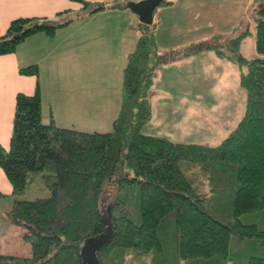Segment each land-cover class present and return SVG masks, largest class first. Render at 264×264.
I'll list each match as a JSON object with an SVG mask.
<instances>
[{"label": "trees", "instance_id": "16d2710c", "mask_svg": "<svg viewBox=\"0 0 264 264\" xmlns=\"http://www.w3.org/2000/svg\"><path fill=\"white\" fill-rule=\"evenodd\" d=\"M80 1L82 11L91 13L132 0ZM247 14L236 33L170 48L157 44L153 23L138 21L140 33L122 69L120 107L108 131L43 122L38 80L32 93H16L0 167L14 194L37 172L50 193L13 198L6 215L25 228L30 253L0 252V264H88L81 248L102 233L106 239L92 247L98 264H264V0H251ZM64 23L14 18L0 35V54ZM252 29L255 54L246 57L240 41ZM207 48L240 67L245 100L236 124L214 145L143 133L151 118V58L166 63ZM19 70L38 74L36 64Z\"/></svg>", "mask_w": 264, "mask_h": 264}, {"label": "crops", "instance_id": "0c3cea01", "mask_svg": "<svg viewBox=\"0 0 264 264\" xmlns=\"http://www.w3.org/2000/svg\"><path fill=\"white\" fill-rule=\"evenodd\" d=\"M102 1L107 5L108 0ZM167 1L158 5L152 16L155 40L161 48L227 33L238 26L251 3V0ZM17 17H47L67 23L57 27L53 34L32 33L14 51L0 54V145L9 146L16 93H32L37 80L43 122L52 119L59 126L84 131L110 130L121 102L122 69L140 33L136 28L137 14L128 7L107 6L87 13L82 11L80 0H0V35ZM249 36L255 49L253 29ZM209 49L166 63H155L151 58V63L153 69L160 70L164 82L171 78L173 66L186 68V73L178 69L175 78H171L175 88L184 74L196 72L198 76L199 62L207 61H211L210 67L204 71L201 68L205 77L223 70L224 65L237 73L239 84V65ZM31 64L37 65V76L20 72V67ZM184 87L193 86L184 84ZM238 116L240 113L239 119ZM13 196L12 185L0 167V199ZM8 223L0 234V252L29 255L30 244L23 239L25 228L9 219Z\"/></svg>", "mask_w": 264, "mask_h": 264}, {"label": "rangeland", "instance_id": "374dc122", "mask_svg": "<svg viewBox=\"0 0 264 264\" xmlns=\"http://www.w3.org/2000/svg\"><path fill=\"white\" fill-rule=\"evenodd\" d=\"M246 16L248 20V14ZM237 30L238 27L235 26L228 32L236 33ZM239 51L246 57L254 55L255 49L249 35L241 39ZM209 62L211 63L199 62L198 76L194 72L193 75L184 74L183 78L180 77L178 88L174 87L172 79L175 78L178 69L181 73L182 71L186 73V68L183 70L173 66L170 76L172 79L168 78L165 82L163 77L159 76L160 70L153 69L150 98L153 100L152 116L142 126L143 133L165 135L174 141L199 142L207 145L218 143L227 134L236 124L238 113L241 115L243 111L245 93L238 84L237 73L224 65H221L223 70L221 68L219 72L205 77L201 73V68L204 71L210 67ZM184 84L193 87L185 88ZM31 176L30 182L21 193L14 194L10 199H0V234L9 224L5 209L13 198L34 199L49 195L50 191L44 185L41 173H31ZM166 225L170 223L167 222Z\"/></svg>", "mask_w": 264, "mask_h": 264}, {"label": "water", "instance_id": "95a60500", "mask_svg": "<svg viewBox=\"0 0 264 264\" xmlns=\"http://www.w3.org/2000/svg\"><path fill=\"white\" fill-rule=\"evenodd\" d=\"M161 0H135L130 1L127 7L137 14L138 20L140 22L151 24L153 10L160 4ZM108 235L106 233L100 234L95 238V241L81 248V253L83 255V260L87 261L88 264H98L97 259H95L92 247L96 246V243H100L106 239Z\"/></svg>", "mask_w": 264, "mask_h": 264}]
</instances>
